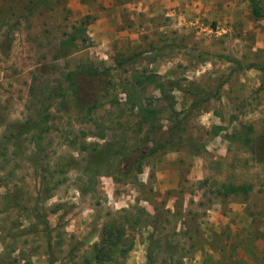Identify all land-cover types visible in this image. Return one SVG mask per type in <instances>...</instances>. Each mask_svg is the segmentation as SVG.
<instances>
[{
    "label": "rangeland",
    "instance_id": "rangeland-1",
    "mask_svg": "<svg viewBox=\"0 0 264 264\" xmlns=\"http://www.w3.org/2000/svg\"><path fill=\"white\" fill-rule=\"evenodd\" d=\"M0 264H264V0H0Z\"/></svg>",
    "mask_w": 264,
    "mask_h": 264
},
{
    "label": "trees",
    "instance_id": "trees-1",
    "mask_svg": "<svg viewBox=\"0 0 264 264\" xmlns=\"http://www.w3.org/2000/svg\"><path fill=\"white\" fill-rule=\"evenodd\" d=\"M254 11L256 12L257 15H260V13H261L260 10H259V8L257 6L255 7V10ZM71 40H74V37H72ZM139 108H140V111H142L143 113H145L146 111H148L146 114H148V113L150 114L152 112L151 110L144 109L141 106ZM241 189H242L241 187L229 186L228 188L225 189V191H227L225 193L226 194L234 193V192H237V191H241Z\"/></svg>",
    "mask_w": 264,
    "mask_h": 264
}]
</instances>
